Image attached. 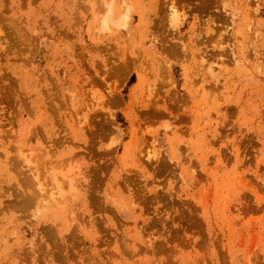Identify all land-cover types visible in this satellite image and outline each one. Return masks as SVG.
<instances>
[{"label": "rangeland", "instance_id": "374dc122", "mask_svg": "<svg viewBox=\"0 0 264 264\" xmlns=\"http://www.w3.org/2000/svg\"><path fill=\"white\" fill-rule=\"evenodd\" d=\"M0 264H264V0H0Z\"/></svg>", "mask_w": 264, "mask_h": 264}, {"label": "bare ground", "instance_id": "6f19581e", "mask_svg": "<svg viewBox=\"0 0 264 264\" xmlns=\"http://www.w3.org/2000/svg\"><path fill=\"white\" fill-rule=\"evenodd\" d=\"M171 14L173 15V13H171ZM122 15H124V12H123ZM127 16H128L127 13H126L124 16H122V17L119 15L120 19L118 18L119 21H118V19H117L116 22H118V23H119V22H122V24H123V23L125 24V19L127 18ZM121 20H124V22L121 21ZM173 21H174V20H173ZM63 173H64V172H63ZM63 173H62V174H63ZM66 173H67V172H66ZM69 173H72V172H69ZM68 175H69V174H68ZM56 177H57V176H56ZM71 178H73V177H71ZM56 180H57V179L55 178L54 181H56ZM70 182H71V181H69V183H70ZM59 183H60V182H59ZM56 184H57V183H56ZM59 187H60V186H59ZM60 190H61V188H60ZM62 190H63V189H62ZM58 191H59V190H58ZM61 192H62V191H61ZM61 192H60V193H61ZM60 193H58V194H60ZM61 194L63 195V193H61ZM30 199H31V198H30Z\"/></svg>", "mask_w": 264, "mask_h": 264}]
</instances>
